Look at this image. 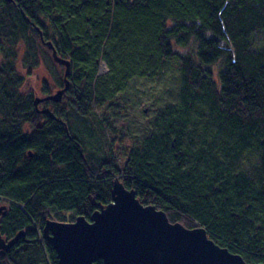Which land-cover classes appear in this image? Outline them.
Listing matches in <instances>:
<instances>
[{
    "label": "trees",
    "instance_id": "1",
    "mask_svg": "<svg viewBox=\"0 0 264 264\" xmlns=\"http://www.w3.org/2000/svg\"><path fill=\"white\" fill-rule=\"evenodd\" d=\"M13 1L17 6L0 0V205L8 208L0 233L26 234L0 264H58L42 235L44 222L89 220L111 202L116 177L171 223L203 227L218 246L264 264V0ZM36 28L71 64L62 100L43 103L70 138L61 122L36 114L30 93H17L22 81L12 61L19 45L34 55L47 51ZM191 43L192 53L173 50ZM48 59L62 70L56 91L64 87L65 68L51 52ZM168 66L179 74L175 102L152 113L151 130L138 133L129 148L106 141L102 158L86 154L68 110L82 117L83 133L98 129L105 138L107 114L129 84L159 79ZM94 106L103 109L101 118ZM83 118L91 122L88 132ZM27 123L32 131L22 134Z\"/></svg>",
    "mask_w": 264,
    "mask_h": 264
},
{
    "label": "water",
    "instance_id": "2",
    "mask_svg": "<svg viewBox=\"0 0 264 264\" xmlns=\"http://www.w3.org/2000/svg\"><path fill=\"white\" fill-rule=\"evenodd\" d=\"M6 1L17 6L13 0ZM20 13L29 21L22 10ZM36 30L54 62L65 70L64 87L45 97L36 96L34 107L37 113L60 122L49 108L40 109L38 105L62 100L70 86L71 64L59 57L53 43L45 41L42 32ZM65 130L70 138L66 126ZM7 210V206H1L0 214L5 215ZM42 234L55 251L58 264H94L98 260L102 264H249L241 255L215 244L203 227L188 229L180 223H171L165 212L143 205L135 191L126 189L117 177L111 202L96 210L89 220L83 216L76 217L72 223L47 219ZM24 235L19 232L6 241L0 233V255L13 248Z\"/></svg>",
    "mask_w": 264,
    "mask_h": 264
},
{
    "label": "rangeland",
    "instance_id": "3",
    "mask_svg": "<svg viewBox=\"0 0 264 264\" xmlns=\"http://www.w3.org/2000/svg\"><path fill=\"white\" fill-rule=\"evenodd\" d=\"M42 23L47 35L52 37L54 41H57V36L54 35V29L52 28V25L49 23V21L43 18ZM37 39L39 40L40 38H38L37 36ZM193 45L194 44L191 43L188 48H179L173 45V50L178 53H192ZM2 47L4 48L3 44ZM28 49L29 48L26 44L19 45L16 52V58L14 60L13 57L12 63L14 65V73L16 74V77H18L19 79L21 78L22 81L16 88L17 93L19 95L30 93L34 105V99L36 98V96L45 97L51 95L49 93H43V90L48 92L55 89L53 87L55 86V81L58 79L57 73L61 75L62 70L60 68H56L51 63V61H49L48 55H50V51L47 48V51H44L42 48H37L38 53H35V55L34 53L30 54L32 51H30L29 53ZM3 61L4 54L0 51V65ZM12 63H9V65ZM168 63H175V59L170 58ZM100 65H102L101 69ZM100 65L98 74L104 75L106 72V65L104 63H101ZM210 68L213 71L214 78L217 80L218 65H213ZM178 77V71L174 67L170 68L168 66L166 69H163L162 76L159 79H140L131 82L128 88L125 90V92H127L118 97V100L116 101L117 104H114L115 107H112V109L107 114V116L112 119L109 121L111 128L106 131L105 138L100 135L98 129H91V136H89L88 133V137L85 133H83L81 129L82 117H79L72 111L68 110L66 116L70 129L77 137H79L83 141L85 153L89 155H95L98 158H102L106 141L115 140V147L120 146L124 149L132 146L133 138L138 133L143 131H146L148 133L151 130V121L149 120L152 113L159 107H164L167 104L175 102L174 96H176L177 94L176 89L178 87ZM23 84L25 85L24 89ZM54 92L55 90L53 91V93ZM43 103H40L38 105V108H49L48 106H44ZM93 108L96 115L101 118L103 109L101 107L95 106ZM196 109L199 110L198 107ZM142 111H144L143 113L145 115L141 113ZM37 115H39V113ZM83 120H85L83 122H85L86 130L88 132V126L89 128L91 127V122L88 119L83 118ZM15 127L18 128L17 125ZM20 128L22 134H30L32 131V126L29 123L25 125L21 124ZM122 162L123 161L121 160L117 161L116 167L120 168ZM251 162L255 163L257 162V159L252 158ZM114 180L115 178L112 179V183L114 182ZM1 206H6V203L1 204L0 207Z\"/></svg>",
    "mask_w": 264,
    "mask_h": 264
},
{
    "label": "flooded vegetation",
    "instance_id": "4",
    "mask_svg": "<svg viewBox=\"0 0 264 264\" xmlns=\"http://www.w3.org/2000/svg\"><path fill=\"white\" fill-rule=\"evenodd\" d=\"M24 88H25V85H23V89H24ZM29 156L31 157V155H29ZM6 206H7V205H6ZM5 213H6L5 215H7L8 210L5 211ZM5 215L0 214V218H1V220H2V217H4ZM0 230H1V228H0ZM42 235H43V234H42ZM1 236H2V235H1ZM2 237H3V236H2ZM12 238H13V237H12ZM10 239H11V238H10ZM4 240L8 241L9 239H5V238H4ZM13 248H14V247H13ZM13 248H11L10 250H12ZM10 250H9V251H10ZM9 251H8V252H9ZM8 252H6V253H8ZM4 254H5V253H4ZM4 254H3V255H4ZM3 255H0V256H3Z\"/></svg>",
    "mask_w": 264,
    "mask_h": 264
},
{
    "label": "bare ground",
    "instance_id": "5",
    "mask_svg": "<svg viewBox=\"0 0 264 264\" xmlns=\"http://www.w3.org/2000/svg\"><path fill=\"white\" fill-rule=\"evenodd\" d=\"M101 63H102V62H101ZM101 63H100V64H101ZM101 66H102V65H100V69L102 68ZM60 122L62 123L63 126H66L65 123H63V121L60 120ZM66 127H67V126H66ZM67 129H68V128H67ZM21 232H24V233L26 234L25 231H21ZM24 236H25V235H24ZM21 238H23V237H21ZM21 238H20V239H21Z\"/></svg>",
    "mask_w": 264,
    "mask_h": 264
}]
</instances>
